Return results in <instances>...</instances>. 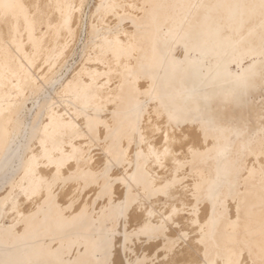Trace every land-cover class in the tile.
<instances>
[{
  "label": "bare ground",
  "instance_id": "6f19581e",
  "mask_svg": "<svg viewBox=\"0 0 264 264\" xmlns=\"http://www.w3.org/2000/svg\"><path fill=\"white\" fill-rule=\"evenodd\" d=\"M86 1L0 0V264H76L97 243L104 198L111 221L140 215L112 231L107 264L118 235L123 250L125 240L154 241L148 253L130 245L127 264H248L245 255L255 264L237 249L238 219L247 197L264 204V130L225 124L220 96L226 83L254 94L264 82L261 41L243 38L264 30V0H95L90 43L58 80ZM204 153L217 176L198 204L208 179L191 166ZM86 189L95 195L80 198ZM226 209L230 235L213 232Z\"/></svg>",
  "mask_w": 264,
  "mask_h": 264
},
{
  "label": "rangeland",
  "instance_id": "374dc122",
  "mask_svg": "<svg viewBox=\"0 0 264 264\" xmlns=\"http://www.w3.org/2000/svg\"><path fill=\"white\" fill-rule=\"evenodd\" d=\"M94 4H95V0H87L82 6V13H83L82 23H83L84 29L78 35V39H77L78 42L76 41V45L73 46V50H74L73 53L67 57V64H66L67 66L65 68L62 67L61 69L57 70V71L61 70L59 72L58 80H64L69 75V73L71 72L73 67H76L79 64V62L82 58V54H83L82 52H83L85 45H87V43H90V41L88 40L89 35H88V27L87 26H88L90 15L92 14V10L94 9L93 6H95ZM128 24H129V22H128ZM228 32L229 31H224V34H223L226 39L230 38V33H228ZM236 35L237 34H235V36H233L236 39H240L242 37L240 35H237V36ZM248 36H252L255 39H259L261 41L262 49L264 50V30H261L260 26H257V24H255V25L251 26L250 28H248V30H246V32L244 33L243 38L248 37ZM210 37H213V36H210ZM245 62L249 63V60H246ZM144 84L145 83H143L142 86ZM56 85H57V83L55 82L52 86H56ZM240 85H243L244 87L240 86ZM245 85H246V83H237V85L235 83L234 84L233 83L232 84L226 83L225 85H223V86H225L224 91H226V93H225L226 95H224L222 93L220 97H221L222 102L228 101L227 102V108H226L227 109L226 110L227 111L226 112V119H229L232 115L236 116V118H237L236 119L235 117L234 118L231 117L232 120L229 119L228 120L229 122H227L225 124H228L230 126H240L243 128V127H245V122H246L251 129L249 131V133H251L252 131H253L252 132L253 134L255 132L261 133L264 130V128H263L264 127V82H263V84H261L258 87V89L256 91H254V94L249 93V92L247 93L246 92L247 85L246 86ZM230 90H231V92H230ZM251 99L253 100L252 103L254 104L253 106L251 105L253 108L249 106V102L251 101ZM242 107H243V109H242ZM251 108L253 110H251ZM30 115H29V117H30ZM20 116H23V113H20ZM240 117L243 119V122L241 121ZM102 144H103V141H97L96 146H94L95 149L93 151L95 153V157H97V158L103 157V155H101V149H100ZM117 170L121 175H124V171L121 167H114L113 168V172H116ZM93 188H95V187H93ZM91 191H89V189L84 190L81 193L82 195L80 196V198H82V196L83 197L84 196L85 197H93L95 195V192H93V191L91 192ZM87 192H88V194H87ZM120 197H121V194L120 195L115 194V195H113L112 201L117 202ZM108 202H109L108 198H104V199H99L95 203V205H94V209L96 212L95 216L99 219V221L97 220L96 229H95V232L98 236L97 237L98 239L96 241L97 243H96L95 247L92 246L93 243H89V245H87L88 247L86 246L87 248H84V250H82L81 253L79 254L78 262L76 264H107L108 258L110 256L112 231H114V229L116 231V229H117L118 231L122 232L124 230V228L131 230L134 227H136L137 224H135V223L139 220L140 215L138 213H136L135 210L134 211L130 210L131 213L129 212V216L127 217L126 222L123 218H120L119 220L114 221V222L107 219L106 215L104 214V212H102V210L100 208L103 207L105 204H108ZM102 227H105L106 229H104ZM105 230L107 232H105ZM87 232L89 233V230ZM48 238L50 239V243H51L50 246H52L53 244L56 243V237L54 235L51 234V235H49ZM263 238H264V236H263ZM119 240H121L120 235H118V238L116 239L117 246L114 249V260H115L114 264H127L126 261L128 259H131L134 255L131 254L128 250L124 251L122 246H121V242ZM22 243H24L26 245V242L24 240L22 241ZM153 243H154V241H147L146 238H144V239L141 238L140 242H133V243H129L128 245L129 246L131 245L132 248H134L137 253L142 254V253H148L151 250L150 247ZM90 244H92V245H90ZM148 246H149V248H148ZM41 248H42V243L35 241L33 244L32 250L34 249V251H37V250H40ZM32 250L27 251V253L25 254L27 259L29 257H32L31 256V255H33ZM245 258H246V261L248 264H252V262L249 261L250 259L246 255H245ZM26 263L27 264H33L30 261V259H28V262H26ZM52 264H57V263L52 262Z\"/></svg>",
  "mask_w": 264,
  "mask_h": 264
},
{
  "label": "crops",
  "instance_id": "0c3cea01",
  "mask_svg": "<svg viewBox=\"0 0 264 264\" xmlns=\"http://www.w3.org/2000/svg\"><path fill=\"white\" fill-rule=\"evenodd\" d=\"M229 119L232 120L231 117ZM229 119H226V116H225L224 122L225 123L229 122L228 121ZM199 158H198L199 160L196 161L197 163L194 162L195 164L194 163L192 164L191 171L192 172H199L200 170H203L204 172H206L205 177L208 180L206 183H204L202 185V187L200 186V188H199L200 190L196 195V203H198V204L201 202L206 203L208 201V200H206V199H208V197L205 194L208 193V188H209V186H211V184L213 182V178H215L217 176L216 170L214 168H209V165L207 164L208 154L207 153L201 154ZM229 179L230 180L233 179L232 173H230ZM240 187H242V186H240ZM232 196L233 195L231 193H229L228 195H224L223 197H224L225 201H227ZM262 204H263V200L260 201V204H259L256 196H249V197H247L246 201H244V204H242L244 206H241V208L239 209V219H238L239 221H238V223L243 225L245 235L244 236H241V235L238 236L239 241L237 243V249L239 250V248H241V249H244L245 252H249V254L251 255L255 264H261L262 259H259L260 258L259 255H261V256L264 255V244H263L264 243V238H263V236H264V223H263L264 222V204L263 205ZM120 218H123L126 222V218L123 216L117 217L115 220H113V222L119 220ZM229 221H230V210L226 209L224 212H222V215H220L219 223L216 226V230L213 232L217 233L218 231L223 230L226 235H230L228 233V231L226 230V228L224 229L225 224L228 223ZM258 222L260 224H258ZM116 231H118V230L116 229ZM213 232H212L211 228L208 227V229L206 230L205 233L207 235H209ZM127 243L128 244L133 243V240L129 239L127 241L126 240L124 241V243H123L124 251L128 250L129 245ZM129 264H135V262L133 261V262H130Z\"/></svg>",
  "mask_w": 264,
  "mask_h": 264
}]
</instances>
